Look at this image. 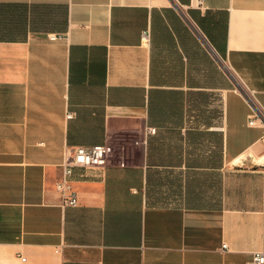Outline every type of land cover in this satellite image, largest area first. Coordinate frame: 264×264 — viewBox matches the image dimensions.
I'll return each mask as SVG.
<instances>
[{"label": "crops", "instance_id": "1", "mask_svg": "<svg viewBox=\"0 0 264 264\" xmlns=\"http://www.w3.org/2000/svg\"><path fill=\"white\" fill-rule=\"evenodd\" d=\"M249 91L264 108V0H0V264L264 253ZM103 144L66 205V151Z\"/></svg>", "mask_w": 264, "mask_h": 264}, {"label": "built area", "instance_id": "2", "mask_svg": "<svg viewBox=\"0 0 264 264\" xmlns=\"http://www.w3.org/2000/svg\"><path fill=\"white\" fill-rule=\"evenodd\" d=\"M61 36L58 34L50 35L51 40H57ZM149 31L144 32L142 39L143 41L149 40ZM253 104V113L249 117V124L254 125L261 123L264 125V108L258 103L255 93L249 91L247 93ZM154 132V128L151 129ZM264 141V136H263ZM108 149L103 145L95 146H75L70 147L66 151L65 162L63 163V173L60 180L56 184L57 190L62 194L64 203L66 205L76 206L79 203V194L71 179L73 169L76 166L92 167V166H104L107 163ZM224 248L226 245L224 244ZM247 264H264V253H256L252 260Z\"/></svg>", "mask_w": 264, "mask_h": 264}]
</instances>
